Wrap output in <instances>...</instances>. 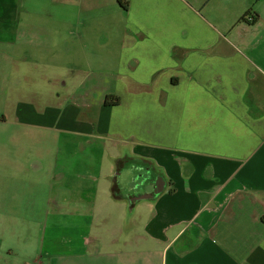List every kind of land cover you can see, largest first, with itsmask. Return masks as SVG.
Here are the masks:
<instances>
[{
  "label": "crops",
  "instance_id": "0c3cea01",
  "mask_svg": "<svg viewBox=\"0 0 264 264\" xmlns=\"http://www.w3.org/2000/svg\"><path fill=\"white\" fill-rule=\"evenodd\" d=\"M45 1L0 0V42L16 44L30 25L20 18L37 12L54 25L62 53L80 50V28L101 35L100 22L78 15L97 9L96 0H54L53 15ZM123 3L106 91L120 98L119 110L102 112L99 126L154 157L170 181L143 233L162 246L164 264H264V0ZM140 128L146 141L128 138ZM83 236L84 245L92 242Z\"/></svg>",
  "mask_w": 264,
  "mask_h": 264
},
{
  "label": "rangeland",
  "instance_id": "374dc122",
  "mask_svg": "<svg viewBox=\"0 0 264 264\" xmlns=\"http://www.w3.org/2000/svg\"><path fill=\"white\" fill-rule=\"evenodd\" d=\"M96 1L97 9L88 5L78 15L100 22L101 35L80 28L79 51L62 53L54 25L38 12L22 15L30 25L16 44L0 42V264H164L162 246L142 231L159 199L135 201L129 222L122 203L125 197L147 194L151 182L113 192L122 174H135L122 170L114 180L107 178L113 175L107 158L116 153L115 143L123 141L97 123L102 112L119 110L102 105L117 67L118 4ZM43 3V11L53 15L54 0ZM25 49L31 55L22 60L18 57ZM68 63L77 69L69 71ZM58 74L65 87L59 86ZM94 87L98 91L92 92ZM88 103L92 108H86ZM140 133L141 128L127 136L146 141ZM143 178L135 177V183ZM83 234L90 244H83ZM148 245L151 260L143 259ZM261 261L251 258V264Z\"/></svg>",
  "mask_w": 264,
  "mask_h": 264
},
{
  "label": "flooded vegetation",
  "instance_id": "af4514ba",
  "mask_svg": "<svg viewBox=\"0 0 264 264\" xmlns=\"http://www.w3.org/2000/svg\"><path fill=\"white\" fill-rule=\"evenodd\" d=\"M78 85H76L77 87ZM98 90H96V88H94V90L92 92H96ZM91 93H88L84 96V98L88 99V96ZM104 98L102 101V105L103 107H108V106H115V105H107V101L113 99L114 96H117L115 93H110V92H104ZM89 106H86V108H92L90 103H88ZM100 120V119H99ZM99 124V121L97 122ZM118 142V141H117ZM115 149H116V153L109 156L107 158V160L109 161L108 163L112 166V170H113V176H107L108 179H110L111 181L114 180V178L116 176H118L120 173H122V170H129L132 171L135 175L134 176H127L126 173L122 174V178L120 179L119 183H116L113 187H112V191L113 192H118L120 191L122 188H127L129 187V184H131L133 187H135L136 185H140L145 183L146 180L148 179L152 186H151V191H149L147 194H152L153 190H154V185H155V181L156 178L158 176H163V177H167L165 171H164V167L161 166L160 164H158V162L156 161V159L152 156H148V155H144L141 153H138L137 151H135L134 147L132 146V144L130 142L127 141H120L118 143H115ZM126 146H129L126 147ZM140 174L144 175L143 179H140L139 182L135 183V177H139ZM168 179V178H166ZM170 182V181H169ZM141 197V196H139ZM139 197H125L123 198V202L124 206H126L127 204V208L128 210L131 211V209L134 207L135 205V201H137V199ZM114 198V197H113ZM117 200V198H114Z\"/></svg>",
  "mask_w": 264,
  "mask_h": 264
},
{
  "label": "water",
  "instance_id": "95a60500",
  "mask_svg": "<svg viewBox=\"0 0 264 264\" xmlns=\"http://www.w3.org/2000/svg\"><path fill=\"white\" fill-rule=\"evenodd\" d=\"M129 148V146H126ZM113 176V175H112ZM166 187H167V179L163 176H158L156 178V181H155V185H154V190H153V193L152 194H148V195H142L141 197H139L137 200H140V201H145L147 199H157L160 197V195H162L165 190H166ZM129 203V201H128ZM126 203V206H125V216H126V219L131 221L133 215H134V211H133V208L130 210H128V206Z\"/></svg>",
  "mask_w": 264,
  "mask_h": 264
},
{
  "label": "trees",
  "instance_id": "16d2710c",
  "mask_svg": "<svg viewBox=\"0 0 264 264\" xmlns=\"http://www.w3.org/2000/svg\"><path fill=\"white\" fill-rule=\"evenodd\" d=\"M118 1H119L120 5H121L124 9H126V6H125V4L123 3V0H118ZM119 101H120V98H119L118 96H114L113 99L107 101V105H115V104H118Z\"/></svg>",
  "mask_w": 264,
  "mask_h": 264
},
{
  "label": "built area",
  "instance_id": "2783aa9c",
  "mask_svg": "<svg viewBox=\"0 0 264 264\" xmlns=\"http://www.w3.org/2000/svg\"><path fill=\"white\" fill-rule=\"evenodd\" d=\"M216 245H219L218 243H216Z\"/></svg>",
  "mask_w": 264,
  "mask_h": 264
}]
</instances>
